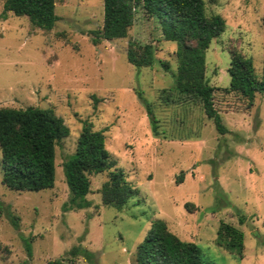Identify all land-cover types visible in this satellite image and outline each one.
Here are the masks:
<instances>
[{
	"label": "rangeland",
	"instance_id": "1",
	"mask_svg": "<svg viewBox=\"0 0 264 264\" xmlns=\"http://www.w3.org/2000/svg\"><path fill=\"white\" fill-rule=\"evenodd\" d=\"M2 3L0 107H50L69 133L55 145L51 188L8 189L0 165V264H135L136 247L155 219L196 243L206 264H264V92L248 106L228 90L227 72L234 49L251 56L260 75L264 0H204L207 14L225 20L205 52L223 134L198 102L160 98L161 89L174 85L175 43L161 38L153 19L138 14L125 37L93 44L88 32L102 26L103 0H55L59 18L49 30L25 15L3 14ZM134 41L152 43L170 71L157 60L147 67L129 63L126 50ZM84 123L104 130L110 158L138 190L121 209L101 202L106 172L89 176V207H69L63 162ZM222 221L244 233L242 256L216 243ZM72 247L87 249L92 259L73 258Z\"/></svg>",
	"mask_w": 264,
	"mask_h": 264
},
{
	"label": "trees",
	"instance_id": "2",
	"mask_svg": "<svg viewBox=\"0 0 264 264\" xmlns=\"http://www.w3.org/2000/svg\"><path fill=\"white\" fill-rule=\"evenodd\" d=\"M2 12L28 17L30 22L49 30L58 20L55 0H3ZM153 19L159 25L161 38L175 43L176 68L174 85L163 88L160 98L165 103L192 99L198 102L204 114L212 120L220 134L227 128L213 104V91L205 75V52L212 39L225 29V20L218 14L205 12L204 0H103V20L99 29L89 31L93 44L101 39L123 38L137 16ZM264 20V18H263ZM154 45L130 42L126 56L136 67L151 66L155 60L170 71L167 60L155 57ZM229 91L238 92L251 106L257 93L264 92V64L258 76L251 56L231 50L227 68ZM148 108L152 123L156 122ZM69 133L61 117L50 107H0V165L1 183L17 191H38L51 188L55 180V145ZM66 184L71 192L70 208L89 207L86 198L90 192L89 176L106 172L107 177L99 188L104 205L121 209L138 190L127 180L124 170L115 165L105 146L102 129L84 123L76 140L75 149L63 162ZM179 180L183 173L179 174ZM189 206V203H186ZM16 218V217H14ZM244 222V217H239ZM13 226L17 222L12 219ZM244 233L234 225L220 222L216 243L241 256L244 250ZM30 253V244L26 243ZM74 258L83 253L88 260L92 253L81 247L69 251ZM135 264H206L200 248L193 241L180 239L170 231L162 219L151 222L150 228L136 247Z\"/></svg>",
	"mask_w": 264,
	"mask_h": 264
}]
</instances>
